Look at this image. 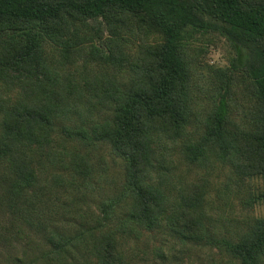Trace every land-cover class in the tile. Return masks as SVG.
Here are the masks:
<instances>
[{
	"label": "trees",
	"instance_id": "obj_1",
	"mask_svg": "<svg viewBox=\"0 0 264 264\" xmlns=\"http://www.w3.org/2000/svg\"><path fill=\"white\" fill-rule=\"evenodd\" d=\"M102 20L109 26L121 24L131 33L156 35L133 63L132 85L119 89L99 76L92 84L94 100L111 106L110 118L93 132L123 160L122 195L128 197L124 224L151 230L164 223L184 240L220 245L239 264H260L264 217L240 240L212 238L193 212L198 199L191 198L188 189L182 205H167L161 184L170 167L156 152V143L159 137L179 135L188 123L186 29L216 30L236 51L248 52L242 70L257 101V116L249 127H237L229 120L228 94L219 91L204 132L185 151L196 160L206 147L214 146L218 154L234 158L242 172L264 174V0H0V78L18 82L22 92V98L0 104V180L4 181L0 187L8 203L30 205L39 197L44 148L52 143L56 118L71 106L59 72L44 60L43 40L48 37L61 46L67 58L76 23L100 29ZM97 51L93 46L91 53ZM105 58L118 61L114 51ZM45 158L53 163L56 153L49 151ZM71 165L76 173H89L84 154L76 155ZM113 203L104 205V219ZM90 236L96 264H124L115 232L103 221L98 219L91 227ZM71 239L61 232L52 234L45 257L69 264L64 257L68 244L73 245ZM15 259L18 262L12 264H35L23 257Z\"/></svg>",
	"mask_w": 264,
	"mask_h": 264
},
{
	"label": "rangeland",
	"instance_id": "obj_2",
	"mask_svg": "<svg viewBox=\"0 0 264 264\" xmlns=\"http://www.w3.org/2000/svg\"><path fill=\"white\" fill-rule=\"evenodd\" d=\"M72 35L67 58L50 38L42 43L44 60L59 72L71 106L56 118L52 143L44 148L45 157L53 151L56 160L52 163L42 157L40 194L35 202L9 204L0 187V264L18 262L16 256L35 264H60L45 257L51 247L48 238L55 232L72 238L73 245L68 244L64 257L67 263L96 264L90 230L98 219L115 232L124 264H239L220 245L184 240L164 223L151 230L124 224L128 197L122 195L123 160L93 132L110 118L111 106L94 100L92 84L99 76L115 82L119 89L132 85L133 63L141 56L144 44L152 43L156 35L131 33L121 24L109 26L104 20L100 29L77 22ZM183 43L189 63L186 88L190 112L179 135L159 137L156 143V152L170 167L161 187L169 208L182 205V195L188 189L191 198L198 199L193 212L212 238L240 240L264 217V174L242 172L234 158L218 154L214 146L206 147L196 160L185 148L204 132L208 111L219 91L228 94L229 120L237 127H249L255 120L257 101L242 70L248 52L244 48L236 51L216 30L194 26L186 29ZM93 46L99 51L92 54ZM111 51L118 61L105 58ZM18 97L22 98L20 84L0 78V104H10ZM78 154L88 159L86 175L73 171L71 161ZM2 168L0 165V176ZM110 202L113 206L104 219L102 209Z\"/></svg>",
	"mask_w": 264,
	"mask_h": 264
}]
</instances>
